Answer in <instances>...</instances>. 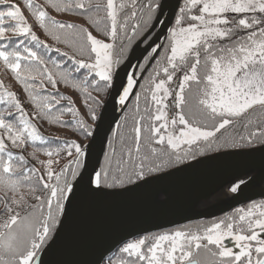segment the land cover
I'll return each mask as SVG.
<instances>
[{"label": "snow or ice", "instance_id": "snow-or-ice-1", "mask_svg": "<svg viewBox=\"0 0 264 264\" xmlns=\"http://www.w3.org/2000/svg\"><path fill=\"white\" fill-rule=\"evenodd\" d=\"M24 3L38 26L72 52L51 48L17 4L0 0V66L22 86L34 108L30 116L0 80V264H44L43 255L82 206L134 192L193 159V152L203 155L217 142L218 133L254 110L264 112V0H148L139 19L133 10L123 23L118 17L129 6L124 2L96 3L93 14V0H46L56 12L89 13L88 22L112 43L82 25L56 20L33 0ZM130 6L135 9L136 0ZM129 21H135L130 33ZM157 26L160 32L153 35ZM162 34L164 43H157ZM117 39L120 55H114ZM133 44L145 45L141 73L153 60L155 67L147 77L148 87L141 85L143 93H136L132 127L120 135L119 147L112 131L113 139L96 166L89 163V149L103 119V111L96 109L105 104L89 89L125 106L137 76L125 71L121 77L120 66L130 59L124 54ZM52 51L57 57L49 55ZM65 59L70 64L65 65ZM59 83L84 93L86 103L91 101V124L68 96L48 92L46 86L56 89ZM61 100H69V105L61 106ZM65 113L73 116L89 143L72 140L47 147L51 141L33 120L63 124ZM121 120L117 129L125 127L128 117ZM254 122L248 119L240 127L247 130ZM225 143L264 150V119L239 140ZM29 146L33 150L28 155L40 168L23 154ZM38 153L47 159L40 160ZM62 153L69 159L57 169ZM241 185L247 183H233L228 191L236 194ZM118 253L117 260L109 258L106 264H264V200H252L207 225L146 233L124 243Z\"/></svg>", "mask_w": 264, "mask_h": 264}, {"label": "water", "instance_id": "water-1", "mask_svg": "<svg viewBox=\"0 0 264 264\" xmlns=\"http://www.w3.org/2000/svg\"><path fill=\"white\" fill-rule=\"evenodd\" d=\"M156 32H160L159 26L153 35ZM157 43H164L163 34ZM144 47V44L139 47L134 44L127 55L130 59L120 66L121 77L125 71H133L137 76V84L125 106L107 96L105 107L99 111H103V119L89 149L90 164L99 166L110 133L116 130L119 119L155 61L137 75L139 64L144 60L141 54ZM120 82L118 77L117 83ZM241 180L247 186L241 185L238 193H230L231 185ZM263 198L264 150L256 147L215 152L160 173L151 183L132 193L101 198L82 206L42 259L44 264H103L124 243L146 233L212 219Z\"/></svg>", "mask_w": 264, "mask_h": 264}, {"label": "trees", "instance_id": "trees-1", "mask_svg": "<svg viewBox=\"0 0 264 264\" xmlns=\"http://www.w3.org/2000/svg\"><path fill=\"white\" fill-rule=\"evenodd\" d=\"M33 2L35 4L42 6L44 8V10H46L48 12V14L51 17L55 18L56 20L61 21V22H65V23L72 22V23H76L78 25H82V26L88 28V31L91 32L92 35L95 36L96 38L104 40L105 42H108V43H112V41L109 38L104 36L101 31H98L94 25H92L88 22L87 16L89 15V13H83L82 14L80 12V10H74V11H70V12H56L54 9H52L51 7L48 6V4L46 3V0H33ZM115 2L117 3V5H119L121 2H124L127 5H129L128 7H126L122 11H120V13H119V17H118L119 21L121 23H123L124 18L126 16L130 15L131 11H133V10H135L137 12V18L139 19L140 15H141V8L143 5H146L148 3V0H136L135 9H133L130 6L131 0H115ZM10 3H15L20 7L22 14L27 19V22L32 26L33 31L36 33V35L38 36V38L40 40L47 43L51 48H57L58 47L61 49V51H67L71 54L72 50L70 48L66 47L64 44L57 43V42L53 41L38 26L35 18L33 17L31 12L26 7L24 0H10ZM96 3H100L101 5H103L104 3H106V0H93V10H92L93 14H95L94 5ZM144 11L146 14V9ZM98 15L104 16L105 13L100 12ZM131 23H135V21H129V28H128L129 33L131 32V27H130ZM115 44H116V48L114 50V55H120L121 40L117 39V41H115ZM131 48L132 47H130L127 50V52L124 54L126 57H127ZM161 52H162V49H161V51L157 57L160 56ZM49 55L52 57H57L58 54L55 51H52L49 53ZM142 63H144V60L142 61ZM155 63L156 62L154 61L153 64L151 65V67L149 68V70L147 71V73L144 75V77H143L140 85L138 86L133 98L131 99V101L127 105L124 113L121 116V117L127 116L128 120H127V124L125 125V127L121 128V129L116 128L117 135L115 137V143H116L117 147H119L120 135L121 134L127 135L128 130L132 127V117L135 114V96H136V93H138V92L143 93V89H142L141 85H143L144 87H148L147 77H149L151 75L152 70L155 67ZM67 64H70V61H67L65 59V65H67ZM140 72L141 71L139 68L138 74ZM0 80H2L4 82L5 86H7L9 90H11L17 94V96L20 99L24 109L31 116V114L34 111V108L31 105V103L29 102L27 95L24 93L22 86L20 84H18L13 79L10 72H5L2 68V66H0ZM46 87H47V90L49 93L55 94L57 96H68L71 101H74L73 106L79 112L80 117H82L87 123H89V124L92 123V121L89 119L88 106H87V104L91 103V101H88L87 103L85 102V99H84L85 94L84 93H82L80 91H76V90L72 89L69 85H65L63 83H59L57 85L56 89H52L50 85L46 86ZM89 91L91 92L92 96H97L99 99H101L103 101H105V99L107 97V95H105L103 92L97 93L94 89H89ZM140 104H141V109H143V107H144L143 94L141 95ZM60 105L67 107L69 105V100H61ZM2 109H3V106L0 105V110H2ZM96 110L99 113L100 108H97ZM248 119H252L255 122L247 130H245L244 128L240 127V123L246 122V120H248ZM261 119H264V112H261L260 109L254 110L251 113V116L245 117L240 123H237L235 127H229L227 130H222L221 133H218L217 134V142L213 143L212 148L207 149L203 155H200L199 152H193V154H192L194 156L193 159H196V158H199V157H202L205 155H209V154H212L215 152H219V151L234 150V149H247L248 147H239V148L227 147L225 142H229L233 138H235L236 140H239L240 135H247V132L254 130L258 126V123ZM61 120L64 121L65 123H63V124H52V123H49L48 120L42 119V118H38V119L33 120V123L37 126V129L40 132V134L43 135L46 139L51 141V143L49 145H46L47 147H57L58 145L62 144L64 141H72V140H77L78 142H80L82 144H87L88 140H86L81 135L80 131L77 129V127L74 123L73 116L71 114H69V113L63 114L61 116ZM118 123H123L121 118L119 119ZM111 133L108 137V141L113 139L111 136ZM108 141H107V143H108ZM32 150H33L32 147L29 146L24 150L23 154L29 158L30 165H35L37 168H40V165L35 160H32L28 155L30 152H32ZM14 151L18 152V150H14ZM38 156H39L40 160H46L47 159V157L45 155H43V153H38ZM68 159H69V157H67L65 153H62L60 163L58 165H55L54 167L59 169V167H62L63 164H65ZM193 159H191V160H193ZM102 160H103V158H102ZM191 160H189V161H191ZM189 161H187V162H189ZM187 162H185V163H187ZM260 200H264V198L256 200V201H260ZM245 205H243V206H245ZM243 206H240V207H243ZM233 210H231L225 214H230L233 212ZM225 214H222V215L215 217V218H212V219L193 222V223L185 224L182 226H189V227L194 228L197 225H207V224H210L214 219L222 218ZM182 226H179V227H182ZM172 229H174V228H172ZM169 230H171V229L164 230V231H169ZM164 231H160V232H164ZM156 233H159V232H155L152 234H156ZM133 240H135V239H133ZM119 248L116 249L111 255H109L104 260L103 264H106V262L109 258H112L113 260H117L119 258V253H118ZM204 256H205V254L203 252H201V258L202 259L204 258ZM208 259L210 261V258H208Z\"/></svg>", "mask_w": 264, "mask_h": 264}]
</instances>
